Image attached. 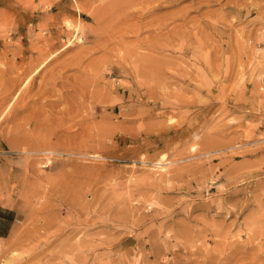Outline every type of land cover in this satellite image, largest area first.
<instances>
[{
    "label": "rangeland",
    "instance_id": "rangeland-1",
    "mask_svg": "<svg viewBox=\"0 0 264 264\" xmlns=\"http://www.w3.org/2000/svg\"><path fill=\"white\" fill-rule=\"evenodd\" d=\"M115 1L0 0V264H264V0H244L235 12L224 6L227 0L206 7L225 8L226 18L218 29L204 28L220 46L215 51L218 63L212 66L218 65V77L217 70L209 71L203 57H195L186 46L149 51L141 41L151 27L124 35L116 31ZM188 3L163 7L155 14L174 12ZM128 8L139 16V6ZM195 16L189 12L187 19ZM190 26L191 43L185 45L195 47L193 37H203L200 28ZM129 51L166 65L157 73L160 80L157 74L138 79L130 70ZM74 58L78 60L72 63ZM120 58L130 62L125 63L126 73L120 69ZM82 70H87L86 76ZM83 77H89L87 82ZM85 84L88 88L82 87ZM124 86L128 92L148 89L156 99H128L118 92ZM7 103L10 108L5 109ZM130 109L135 116L122 115ZM145 123L161 131L145 134Z\"/></svg>",
    "mask_w": 264,
    "mask_h": 264
},
{
    "label": "bare ground",
    "instance_id": "bare-ground-1",
    "mask_svg": "<svg viewBox=\"0 0 264 264\" xmlns=\"http://www.w3.org/2000/svg\"><path fill=\"white\" fill-rule=\"evenodd\" d=\"M109 1V0H108ZM117 1V0H116ZM116 1H115V3H116ZM119 2H117V4H115L116 5V7H115V9H114V13H115V15H116V20L115 21H117L118 22V26L116 27L118 30H116V31H118L119 33H120V31H121V34L122 35H124L125 33H128V32H130V33H137L140 29H142L143 30V28H145V27H151L152 29V32H149V29L147 28L145 31H148V33H150L149 35H148V37L147 36H145L143 39L144 40H142L141 41V43L143 44V46L145 47V48H147V49H149V51L151 50V52L152 53H156L157 51H158V49H160V48H162L163 46H165V47H173V48H176V47H174V46H178V48H180L181 46H186V47H184V48H186V49H190L189 51H190V53L191 54H193V55H195V57H196V55L197 54H200L202 57H203V60L205 61V63H207V67H208V70L209 71H214V70H217V69H215V68H217V66L215 65L216 63L215 62H213V61H216V57L217 56H215V51L216 50H218V49H220V46L216 43V44H213L212 42H215V41H211V38H210V36H209V32H206V30L204 29V28H211V30L213 29V28H216V26H218L217 27V29L219 28V25H222V21H224V19L226 18V16H224V15H222V7H223V5H221V7L220 8H218L219 10H211V8L210 9H208V8H206V7H209V6H211V5H213L214 3H220V1L221 0H118ZM185 1H189V3L187 4V5H184V6H181V7H179V8H177L176 9V11H174V12H170V13H168V12H166V13H163V14H155L156 13V11H158L159 9H162L163 7H170V6H177V5H179L180 3H183V2H185ZM88 2V1H87ZM98 2V1H97ZM104 1H102V3H103ZM110 2H112V0H110ZM109 2V3H110ZM114 2V1H113ZM82 3V2H81ZM222 3V2H221ZM243 3H244V0H227V2H225V4H224V6H226V8H229V9H231V10H233L234 12L235 11H240V8L242 7V5H243ZM86 4H88V3H86ZM104 4V3H103ZM106 4H108V3H106ZM223 4V3H222ZM83 5V4H82ZM85 5V4H84ZM110 5V4H109ZM109 5H108V7H109ZM113 5V4H112ZM111 5V6H112ZM81 6V5H80ZM91 6V5H90ZM94 5H92V7H93ZM96 6V5H95ZM94 6V7H95ZM100 6V5H99ZM101 6H103V5H101ZM131 7V6H139V8L138 9H140L139 11H140V14H139V16H137V17H135V16H133V13H135L131 8V10H129V8L128 7ZM78 8H79V6H78ZM80 8H83V7H80ZM97 8V7H96ZM106 8V7H105ZM111 7H109L108 8V10L110 9ZM224 8V7H223ZM84 9V8H83ZM101 11H103L102 9H104V8H102L101 9V7L99 8ZM112 9V8H111ZM225 9V8H224ZM229 9H227V10H229ZM87 10V9H86ZM89 11L91 10V9H88ZM107 10V9H106ZM135 10V9H134ZM93 11H95V10H93ZM96 11H98V10H96ZM146 12H149V15L147 16V18L146 17H142V15L143 14H145ZM189 12H195L196 13V16L195 17H192V18H189V19H187V17H188V13ZM95 12H93L92 14H94ZM103 13V12H102ZM101 13V15H103ZM107 14L109 13V11L108 12H106ZM117 13V14H116ZM96 14V13H95ZM112 14V13H111ZM224 14V13H223ZM236 14V13H235ZM90 15H91V12H90ZM237 15H238V13H237ZM93 16V15H92ZM97 16L98 15H96V17L95 18H97ZM113 16V15H112ZM229 16V15H228ZM99 17V16H98ZM100 17H102V16H100ZM99 17V18H100ZM103 17H104V15H103ZM234 17H236V16H234ZM99 18L98 19H95L94 21L96 22L97 20H99ZM229 18H232V17H229ZM115 19V18H114ZM145 19V20H144ZM147 19V20H146ZM105 20H107V17L105 18ZM104 20V21H105ZM111 20V19H110ZM144 20V21H143ZM175 20H180V23L179 24H174L173 22L175 21ZM229 20V19H228ZM113 21V20H112ZM203 21V22H202ZM231 21V20H230ZM98 22V21H97ZM103 21H101V23H102ZM109 22V21H108ZM114 22V21H113ZM106 23V22H105ZM111 23V22H110ZM170 23H172L173 24V26H172V24H171V26L172 27H170V28H168L167 26L168 25H170ZM227 23V22H226ZM97 24V23H96ZM100 24V23H99ZM104 24V23H103ZM103 24H100L101 26L103 25ZM112 24V23H111ZM117 24V23H116ZM190 24H192L193 25V28H194V25H196L195 26V28H200V32H201V36L203 37V39L200 41L196 36H194L193 37V41H192V43L194 42V40L196 41V46L195 47H193V46H187V45H185V43L187 42V43H191V36L189 35V29L192 27V26H190ZM114 25V24H113ZM232 25V24H231ZM95 26H97V25H95ZM98 27V29L97 30H95V31H97L98 32V30H99V28L101 29L102 27ZM115 26V25H114ZM93 27H94V25H93ZM222 27V26H221ZM231 27V26H230ZM95 28V27H94ZM105 28V27H104ZM112 28V27H111ZM93 30V29H92ZM105 30V29H104ZM108 30V29H107ZM94 31V32H95ZM102 31V30H101ZM122 31H123V33H122ZM194 31V30H193ZM100 32V31H99ZM115 32V31H114ZM113 32V33H114ZM96 33V32H95ZM195 33H197V32H195ZM99 34V33H98ZM109 34V33H108ZM107 34V35H108ZM116 33H114V35H115ZM120 34V35H121ZM137 35V34H136ZM136 35H135V37H136ZM103 36V35H102ZM109 36V35H108ZM138 36V35H137ZM200 36V35H199ZM114 37V36H113ZM113 37H111L110 36V38H112V39H114V38H116V36L113 38ZM216 37H217V35H216ZM121 39H122V37H120ZM183 38V39H182ZM117 39V38H116ZM178 39H180V44L179 43H177L176 44V40H178ZM216 39V38H215ZM228 39H229V36H228ZM235 39V38H234ZM105 40H107V39H104V41ZM115 40V39H114ZM113 40V41H114ZM212 40H213V38H212ZM103 41V43H105L106 44V42H104ZM116 41H119L118 39L116 40ZM137 41H138V39H137ZM200 41V42H199ZM218 41V40H217ZM97 42H99V41H97ZM115 42V41H114ZM121 42H122V40H121ZM120 42V43H121ZM138 42H140V41H138ZM230 42V41H229ZM107 43H110V45H111V43L112 44H115V43H113V42H111L110 40H108V42ZM134 43V42H133ZM68 44V43H67ZM67 44H65V45H67ZM99 44V43H98ZM127 44V43H126ZM131 44V43H130ZM137 44V43H136ZM198 44V45H197ZM229 44V43H228ZM91 45V44H90ZM95 45H96V43H95ZM115 45H117V44H115ZM123 45H124V43H123ZM129 45V44H128ZM221 45H222V43H221ZM50 46V45H49ZM92 46V45H91ZM91 46H89L88 48H90ZM102 46V45H101ZM100 46V47H101ZM112 46H114V45H112ZM118 46L120 47V44L118 43ZM118 46H116V47H118ZM138 46V45H137ZM136 46V47H137ZM63 47V46H62ZM97 47V46H96ZM106 47V46H105ZM107 47L109 48V46H108V44H107ZM129 47H130V45H129ZM132 47V46H131ZM139 47V46H138ZM137 47V48H138ZM46 48V47H45ZM44 48V49H45ZM88 48H86L87 50V54H88V51H89V49ZM108 48H106V50L108 49ZM111 48V47H110ZM113 48V47H112ZM111 48V50H113ZM125 48V47H124ZM128 47H126V49H127ZM140 48V47H139ZM183 48V49H184ZM47 49H48V46H47ZM95 49V51H96V48H94V46H93V49L92 48H90V50H94ZM103 49H105V48H103ZM102 49V50H103ZM122 49H123V47H122ZM135 49V48H134ZM164 49V48H163ZM167 49H169V48H167ZM239 49V48H238ZM58 50H60V49H58ZM102 50H101V54H103L104 55V53L102 52ZM110 50V51H111ZM115 50V49H114ZM125 50V49H124ZM129 50V49H128ZM164 50H166V49H164ZM170 50V49H169ZM235 50V49H234ZM240 50V49H239ZM43 50H41V53H43V52H45V51H43ZM47 51V50H46ZM52 51V50H51ZM85 51V52H86ZM122 51V50H121ZM161 51V50H160ZM219 51V50H218ZM53 52V51H52ZM92 52V51H91ZM100 52V51H99ZM108 52V51H107ZM124 52L125 51H123V55H124ZM130 52V51H129ZM138 52V51H137ZM159 52V51H158ZM176 52V51H175ZM179 52H182V51H179ZM50 53V52H49ZM57 53V52H56ZM80 53H84V51H82V52H80ZM92 53H94V52H92ZM131 54H129V55H132L133 56V61H130V62H132L131 63V68H130V70H132V72L135 74V76L138 78V79H140V80H146V78L147 77H149V76H155V74H157V73H163V71H162V66L164 65L163 63V65H161L160 66V63L158 64L157 63V61L155 62V61H151V62H149V61H147V60H150V59H147L143 54H141L142 55V57H140L141 55H138V53H137V55L136 54H132V52H130ZM148 54H149V52H147ZM167 53V52H166ZM186 53V52H185ZM237 52H235V54H236ZM39 54H40V51H39ZM44 54V53H43ZM41 55V58H42V56H44V58H46L45 57V55ZM53 54V53H52ZM89 54H90V52H89ZM100 54V53H99ZM98 54V55H99ZM101 54L99 55L100 57H102L101 56ZM110 54V53H109ZM128 53H126V55H127ZM159 54V53H158ZM169 54V53H168ZM182 54V53H181ZM184 54V53H183ZM239 54V53H238ZM51 55V54H50ZM81 55V54H80ZM86 55V54H85ZM97 55V56H98ZM150 55H151V53H150ZM200 55H198V57L200 58L201 56ZM230 55H231V53H230ZM54 56V55H53ZM87 56V55H86ZM104 56H106V57H108V54L107 55H104ZM146 56H148V58H149V55H146ZM153 56V55H152ZM158 56V55H157ZM48 57V56H47ZM80 56H78V58H79ZM100 57H99V59H100ZM126 57H128V56H126ZM131 57V56H130ZM144 57V60L142 59ZM155 57H156V55H155ZM232 57V56H231ZM50 58V57H49ZM77 58V57H76ZM76 58H74L73 59V61H72V63L74 62V61H76V60H78V59H76ZM94 58H96V57H94ZM122 58V57H121ZM121 58H120V60H121ZM124 59H125V57H123ZM137 58H139V60L137 59ZM179 58V57H178ZM228 58V57H227ZM76 59V60H75ZM131 59V58H130ZM140 59L142 60V61H140ZM156 59V58H155ZM197 59V58H196ZM103 61L101 62V63H103L104 62V60L105 59H102ZM182 60V59H181ZM99 61H101V60H99ZM121 61H123V63L124 64H120V69H122V72H123V69H125L124 70V72L126 73V71H128V70H126V64H129L126 60H121ZM166 61V60H165ZM183 61V60H182ZM199 61H200V59H199ZM71 62V61H70ZM145 64H149V65H145ZM147 62H149V63H147ZM217 63H218V61H216ZM220 62V61H219ZM44 63V62H43ZM42 63V64H43ZM100 62H98V64H101ZM112 63V62H111ZM126 63V64H125ZM194 63V62H193ZM213 63H215L214 65H215V68H213L212 66H213ZM142 64H144V65H142ZM187 64V63H186ZM198 64V63H197ZM96 64H94V65H91V66H95ZM174 65V67H176L177 68V66H178V64H177V66H175V64H173ZM220 65V64H219ZM96 66H98V65H96ZM100 66V65H99ZM98 66V67H99ZM129 66V65H128ZM144 66H146V67H144ZM164 66H166V65H164ZM169 66V65H168ZM198 66V65H197ZM203 66H204V64H203ZM40 67H41V65L40 66H38V67H36L30 74H29V76L27 77V81L31 78V76L35 73V72H37L39 69H40ZM167 67V66H166ZM174 67H172V68H174ZM179 67V66H178ZM193 67V66H192ZM200 68H201V66H199ZM171 68V69H172ZM180 68V67H179ZM179 68H177V69H179ZM195 68H196V66H195ZM199 68V69H200ZM97 69V68H96ZM95 69V70H96ZM170 69V68H169ZM202 69V68H201ZM206 69V68H205ZM184 70V69H183ZM203 70V69H202ZM82 71H84V70H82ZM87 70H85L83 73V75L84 76H86L85 75V72H86ZM175 71V70H174ZM177 71H179V70H177ZM187 71V70H186ZM89 72V71H88ZM121 72V71H120ZM166 72V71H165ZM202 72V71H201ZM200 72V73H201ZM216 72V71H215ZM91 74L93 73V69H92V72H90ZM194 73H196V72H194ZM80 74H81V71H80ZM88 74V73H87ZM94 74V73H93ZM95 74H97V71H96V73ZM122 74V73H121ZM124 74V73H123ZM131 74V73H130ZM170 74V73H169ZM203 74V73H202ZM211 75H213L212 73H210ZM221 74H222V72H221ZM82 75V76H83ZM89 75V74H88ZM127 75V74H126ZM166 75H168V73L166 74ZM157 76H158V74H157ZM164 76H165V74H164ZM171 76V75H170ZM173 76V75H172ZM194 76V75H193ZM192 76V78H193V80L194 79H196L195 77H193ZM197 76V75H196ZM214 76H219V73H218V70H217V74H215ZM77 77H79V76H77ZM123 77V76H122ZM159 77V80H160V76H158ZM166 77V76H165ZM168 77V76H167ZM179 77V76H178ZM80 78V77H79ZM78 78V79H79ZM87 78V77H86ZM93 78H96L95 76L93 77L92 76V79ZM162 78V77H161ZM177 78V77H176ZM189 78V77H188ZM83 79H85L84 77H83ZM82 79V80H83ZM87 79H89V77L87 78ZM87 79H85V81L87 82ZM148 79V78H147ZM155 79H156V77L155 78H153V83L154 84H156V83H158V82H154L155 81ZM201 79H202V77H201ZM221 79V78H220ZM220 79H219V81H220ZM124 80V79H123ZM137 80V79H136ZM150 80H152V78H150ZM163 80V79H162ZM171 80V79H170ZM176 80H178V79H176ZM206 80V79H205ZM26 81V82H27ZM78 81V84H79V81L80 80H77ZM76 81V82H77ZM84 81V82H85ZM92 81V80H91ZM91 81H89V83H91V85H90V87L91 86H93V83L91 82ZM94 81V80H93ZM156 81H158V80H156ZM165 81V80H164ZM195 81V80H194ZM199 81V80H198ZM76 82H75V84H76ZM83 81H82V84L84 83ZM167 81H165V82H163V83H166ZM169 82V81H168ZM186 82V81H185ZM89 83H86V84H89ZM95 83V82H94ZM96 83H97V81H96ZM95 83V84H96ZM140 83V82H139ZM161 83V82H160ZM183 83V82H182ZM190 83H191V81H190ZM200 83H201V81H200ZM77 84V85H78ZM81 84V83H80ZM79 84V85H80ZM82 85V87H86L87 85ZM125 84V83H124ZM135 84V83H134ZM143 84H144V82H143ZM167 84V83H166ZM184 84V83H183ZM182 84V85H183ZM204 84H205V82H204ZM208 84V83H207ZM78 85V86H79ZM112 85V84H111ZM142 84L140 83V86H141ZM75 86V85H74ZM113 86V85H112ZM165 86H168V85H164V87ZM179 87H180V85H178ZM185 86H187V84L185 85ZM190 86V85H189ZM206 86V85H205ZM219 86V85H218ZM220 86H221V89H222V83H220ZM23 87V86H22ZM80 87H81V85H80ZM80 87H79V89H80ZM97 87V86H96ZM96 87L94 88V89H96ZM117 87V86H116ZM127 87H129V86H127ZM137 87V86H136ZM143 87V86H142ZM155 87L157 88L158 86H156L155 85ZM161 87V86H160ZM160 87H159V89H160ZM86 88H88V87H86ZM93 88V87H92ZM101 88V87H100ZM104 87H102V89H103ZM101 89V90H102ZM138 89V88H137ZM201 89V88H200ZM218 89H219V87H218ZM220 89V90H221ZM75 90H78V87H76L75 86ZM86 90V89H85ZM85 90H84V92H85ZM98 90H100L99 88H98ZM128 90H129V88H128ZM144 90H145V93H140V90L137 92V91H135V90H130L129 92L128 91H126V89H125V86L124 87H121L120 89H118V92H120L121 94H123L124 95V97H127L128 99H135V100H143V99H145V98H147V100L148 99H156V95H155V93H152L150 90H148V89H145L144 88ZM79 91H82V88L79 90ZM78 91V92H79ZM88 91H89V89H88ZM87 91V92H88ZM90 91H91V89H90ZM104 91V90H103ZM102 91V92H103ZM107 91V90H106ZM167 91V90H166ZM191 91V90H190ZM193 91H194V89H193ZM77 92V91H76ZM86 92V93H87ZM101 92V91H100ZM99 92V93H100ZM105 92V91H104ZM161 92V94L163 93L162 91H160ZM178 92H180V91H178ZM185 92V91H184ZM220 92V91H219ZM109 93V92H108ZM128 93V94H127ZM183 93V92H182ZM221 93H222V91H221ZM18 94V93H17ZM16 93H15V95H17ZM92 94H93V91H92ZM103 94V93H102ZM106 94V93H105ZM164 94V93H163ZM168 94V93H167ZM170 94V93H169ZM174 94V93H173ZM177 94V93H176ZM174 95V96H176L177 97V95ZM220 94V93H219ZM72 95V94H71ZM89 95H90V93H89ZM88 95V96H89ZM94 95V94H93ZM92 95V96H93ZM95 95H98V94H96L95 93ZM100 95H101V93H100ZM110 94H108V96H109ZM166 95V94H165ZM73 96V95H72ZM107 96V97H108ZM162 96V95H161ZM173 96V97H174ZM220 97H221V95H219ZM69 97V96H68ZM94 97V96H93ZM100 97V96H99ZM102 97H105V96H103L102 95ZM169 97V96H168ZM14 98H15V96H14ZM74 98V97H73ZM91 98V97H90ZM110 98V97H109ZM171 98V97H170ZM69 99V98H68ZM95 99V98H94ZM93 99V100H94ZM96 99H98V97L96 98ZM99 99H101V100H103L102 98H99ZM112 99V98H111ZM114 99V98H113ZM112 99V100H113ZM120 99V98H119ZM122 99V98H121ZM174 99H175V97H174ZM115 100H116V97H115ZM115 100H114V102H115ZM175 100H177V99H175ZM220 100V99H219ZM89 101H90V99H89ZM96 101V100H95ZM94 101V102H95ZM99 101V100H98ZM98 101H97V103H98ZM107 100H105V102H106ZM117 101H119V100H117ZM134 101V100H133ZM132 101V102H133ZM145 101V100H144ZM144 101H142V102H144ZM151 101V100H150ZM172 101V100H171ZM100 102V101H99ZM101 102H103V101H101ZM111 104H112V101H109ZM114 102H113V104H114ZM137 102V101H136ZM139 102V101H138ZM141 102V103H142ZM176 102V101H175ZM11 103V102H10ZM10 103L7 105V107L5 108V109H7L9 106H10ZM93 103V102H92ZM120 103H122V102H120ZM126 103V102H125ZM213 103V102H212ZM211 103V104H212ZM104 104V103H103ZM119 104V103H118ZM127 104V103H126ZM135 104V103H134ZM139 104V103H138ZM166 104H168V103H166ZM191 104V103H190ZM108 105L110 106V104L108 103ZM115 105V104H114ZM160 104H158V106H159ZM202 105V104H201ZM205 105V104H204ZM120 106V105H119ZM138 106V105H137ZM151 106H152V104H151ZM161 106V105H160ZM173 106V105H172ZM183 106V105H182ZM199 106V105H198ZM197 106V107H198ZM133 107V106H132ZM147 107H149V106H147ZM154 107V106H153ZM179 106H177V108H178ZM205 107V106H204ZM264 107V106H263ZM10 108V107H9ZM101 108H103V107H101ZM115 108H117V107H115V106H112V109H115ZM135 108H137V107H135ZM220 108V107H219ZM250 108H252V107H250ZM141 109L142 108H140V110L139 111H141ZM167 109V108H166ZM199 109V108H198ZM201 109V108H200ZM263 109V108H262ZM147 110H148V108H147ZM180 110V109H179ZM180 111H182V109L180 110ZM186 111V110H185ZM189 111V110H188ZM123 112V111H122ZM147 112V111H146ZM2 113H5L4 111L2 112ZM162 113V112H161ZM176 113H177V111H176ZM175 113V114H176ZM202 113V112H201ZM122 114V113H121ZM132 114H134V111L133 110H126V111H124V114H122V115H124V116H126V118L129 116H131ZM140 114H141V112H140ZM143 114H145V112L143 113ZM193 114H195V113H193ZM199 114V113H198ZM139 115V114H138ZM146 115V114H145ZM178 115V114H177ZM132 116H135V115H132ZM141 116V115H140ZM194 116V118H195V116H196V114L195 115H193ZM136 117H138V116H136ZM196 117H198V116H196ZM131 118V117H130ZM186 118V117H185ZM188 119V118H187ZM154 120V119H153ZM162 119H160V121H161ZM181 120V119H180ZM110 121V120H109ZM135 121H137V120H135ZM155 121V120H154ZM163 121V120H162ZM185 121H186V119H185ZM111 122V121H110ZM109 122V123H110ZM116 122V121H115ZM138 122V121H137ZM147 122H148V120H147ZM159 122V121H158ZM181 122V121H180ZM114 123V122H113ZM164 124H165V122H163ZM171 123V122H170ZM173 123V122H172ZM139 124V123H138ZM143 124V123H142ZM146 124V123H145ZM153 124V123H152ZM151 124V125H152ZM154 124H155V122H154ZM157 124V123H156ZM176 124V123H175ZM182 124V123H181ZM118 125V124H117ZM147 125V124H146ZM163 125V124H162ZM120 126V124L118 125V128H120L119 127ZM122 127H123V125H121ZM125 126V128H126V124L124 125ZM128 126V125H127ZM129 126H131V125H129ZM136 126V125H135ZM139 126V125H138ZM138 126H137V128H138ZM143 126V125H142ZM150 126V124L149 125H147L146 126V128H144V129H142L143 127H145V125L141 128L142 130H143V133H145V134H150V136H151V134H154V131H157V130H160L159 128H157V126H156V128H150L149 127ZM121 127V128H122ZM133 128L131 129V128H129V129H131L132 131H134L133 129H134V126H132ZM140 127V126H139ZM177 127V126H176ZM175 127V128H176ZM179 128V127H178ZM211 128V127H210ZM136 129V128H135ZM203 129V128H202ZM207 129V128H206ZM112 130H113V127H112ZM115 130V129H114ZM117 130V129H116ZM119 130V129H118ZM121 130V129H120ZM122 130H128V129H122ZM138 130V129H137ZM163 130V129H162ZM172 130H174V129H172ZM216 130V129H215ZM249 130V129H248ZM109 131H111L109 128H108V132ZM130 131V130H129ZM129 131H127V132H129ZM132 131H130V133L132 132ZM161 131V130H160ZM177 131V130H176ZM183 131V130H182ZM205 131V130H204ZM252 131H253V129H252ZM112 132V131H111ZM110 132V133H111ZM119 132V131H118ZM114 133H116L115 131H114ZM134 133H136V132H134ZM219 133V132H218ZM222 133V132H221ZM254 133V132H253ZM132 134H133V132H132ZM164 134V133H163ZM108 135H109V133H108ZM156 135V134H155ZM175 135V134H174ZM178 135V134H177ZM191 135H193V132L191 133ZM202 135V134H201ZM128 136H129V134H128ZM153 136V135H152ZM194 136V135H193ZM192 136V137H193ZM209 135H207V137H208ZM210 136H214V135H210ZM133 137V136H132ZM145 137H146V135H145ZM144 137V138H145ZM195 137H197V135L195 136ZM194 137V138H195ZM202 137V136H201ZM206 136H204V137H202V139L204 140V138H207ZM216 137V136H215ZM248 137V136H247ZM249 137H251V135H249ZM254 137V136H253ZM131 138V137H130ZM209 138V137H208ZM217 138V137H216ZM134 139V138H133ZM138 139V138H137ZM196 139H198V138H196ZM201 139V140H202ZM211 139V137L208 139V141ZM215 139V138H214ZM221 138H219V140H220ZM250 139V138H249ZM145 140V139H144ZM222 140V139H221ZM225 141H227L226 139H224ZM134 141V140H133ZM192 141H193V139H192ZM206 141H207V139H206ZM215 141H217V139L215 140ZM223 141V140H222ZM225 141L224 142H222L223 144L225 143ZM231 141V144H232V140H230ZM230 141H229V143H230ZM130 142V141H129ZM145 142H147V141H145ZM150 142H151V140H150ZM204 142V141H203ZM209 142H211V141H209ZM212 142H214L213 141V139H212ZM211 142V143H212ZM220 143V145H219V143ZM228 142V141H227ZM139 143H140V141H139ZM214 143H216V142H214ZM213 143V144H214ZM217 145H219V146H221L222 144H221V141H217ZM228 143V144H229ZM203 143L201 142V145H202ZM205 144V143H204ZM212 144V145H213ZM191 145V144H190ZM193 145V144H192ZM195 145V144H194ZM198 145V144H197ZM199 145H200V142H199ZM208 145V144H207ZM211 145V144H210ZM216 145V144H215ZM217 145H216V147H217ZM225 145V144H224ZM226 145H227V143H226ZM144 146H145V144H144ZM204 146V145H203ZM196 147V146H195ZM208 147V146H207ZM150 148V147H149ZM192 148H194V147H192ZM191 148V149H192ZM197 149V148H196ZM198 149H201V148H199L198 147ZM205 149H206V146H205ZM208 149H209V147H208ZM214 149V148H213ZM203 150V149H202ZM207 150V149H206ZM215 150V149H214ZM222 150V149H221ZM193 151L195 152V149H193ZM198 151V150H197ZM201 151V150H200ZM220 151V150H219ZM177 152V151H176ZM204 152H205V150H204ZM214 152V151H213ZM217 152H218V150H217ZM175 153V152H174ZM163 154V153H162ZM178 154V153H177ZM181 154H183V153H181ZM185 154H187V153H185ZM191 154V153H190ZM193 154V153H192ZM211 154V153H210ZM172 155V154H171ZM204 156H205V154H203ZM212 155V154H211ZM162 156V155H161ZM182 156V155H181ZM186 156V155H185ZM198 156V155H197ZM202 156V155H201ZM208 156H209V154H208ZM171 157H173V156H171ZM175 157V156H174ZM189 157V156H188ZM196 157V156H195ZM195 157H194V159H195ZM198 158V157H197ZM210 158H213L212 156L210 157ZM188 159V158H187ZM193 159V158H192ZM205 159V158H204ZM204 159H202V160H204ZM207 159V158H206ZM208 160V159H207ZM198 162H200V160H198ZM198 162H195V163H197L198 164ZM204 162V161H203ZM207 162V161H206ZM220 164H222V162H219ZM170 164V163H169ZM192 164V165H191ZM190 165L191 166H193V163H191ZM201 164V163H200ZM196 165L194 164V167H195ZM206 166H208V164H206ZM231 168V167H230ZM233 168V167H232ZM183 169V168H182ZM185 169V168H184ZM201 169V168H200ZM204 169V168H203ZM206 169V168H205ZM204 169V170H205ZM208 169V168H207ZM180 170V169H179ZM187 170V169H186ZM185 170V171H186ZM232 170V169H231ZM234 170V169H233ZM232 170V171H233ZM188 171V170H187ZM193 171V170H192ZM209 171H211L212 172V170H209ZM218 171V170H217ZM178 172V171H177ZM176 172V173H177ZM180 172V171H179ZM181 172H182V170H181ZM180 172V173H181ZM229 172V171H228ZM189 173V172H188ZM233 173V172H232ZM179 174V173H178ZM185 174H187V172L185 173ZM180 175V174H179ZM172 176V175H171ZM178 176V175H177ZM176 176V177H177ZM146 177H149L148 175L146 176ZM197 177V176H196ZM204 177H207V176H204ZM214 179V178H213ZM157 180H160V179H157ZM209 180H212L211 179V177L209 178ZM155 181V180H154ZM136 182V181H135ZM156 182H159V181H156ZM196 182V181H195ZM230 182V181H229ZM232 182V181H231ZM151 183H153V182H151ZM163 183V182H162ZM233 183V182H232ZM159 184V183H158ZM157 184V185H158ZM221 184V183H220ZM154 185V184H153ZM167 185V184H166ZM201 185V184H200ZM147 186H148V184H147ZM152 186V185H151ZM151 186H149V187H151ZM155 186V185H154ZM154 186H152V188L154 187ZM159 186H161V185H159ZM222 186V185H221ZM187 187V186H186ZM162 189H163V187H161ZM166 188H169V187H166ZM143 190V189H142ZM170 190H171V187H170ZM221 192V191H220ZM146 199H147V197H146ZM150 199H151V197H150ZM90 200H92V199H90ZM89 200V201H90ZM149 200V199H148ZM64 201V200H63ZM72 201V200H71ZM93 201V200H92ZM150 201V200H149ZM209 201V200H208ZM68 203H70V202H68ZM67 203V204H68ZM73 203V202H72ZM76 203V202H75ZM91 203V202H90ZM58 204V203H57ZM56 204V205H57ZM63 204V203H62ZM66 204V205H67ZM71 204V203H70ZM169 204V203H168ZM168 204H167V206H168ZM55 205V206H56ZM64 205H65V201H64ZM72 205V204H71ZM85 205V204H84ZM92 205V204H91ZM105 205H107V203L105 204ZM137 205V204H136ZM135 205V206H136ZM203 205H204V203H203ZM210 205H212V204H210ZM219 205V204H218ZM217 205V206H218ZM68 206H70V205H68ZM74 206H76V205H74ZM74 206H72V207H74ZM109 206H111V205H109ZM222 206V205H221ZM58 207V206H57ZM60 207V206H59ZM106 207H108V206H106ZM189 207V206H188ZM132 208V207H131ZM135 208H137V207H135ZM151 208V207H150ZM217 208V207H216ZM71 209V208H70ZM86 209V208H85ZM221 209H222V207H221ZM103 210V209H102ZM120 210V209H119ZM118 210V211H119ZM132 210V209H131ZM166 210V209H165ZM81 211V210H80ZM124 211V210H123ZM130 211V210H129ZM135 211H137V213H139V211H138V209L137 210H135ZM164 211V210H163ZM182 211H183V209H182ZM186 211H189V210H186ZM217 211V210H216ZM220 211V210H219ZM87 212V211H86ZM100 212H101V208H100ZM109 212V211H108ZM114 212H115V210H114ZM114 212H112V213H110L112 216H113V219H114ZM157 213L159 212V211H156ZM165 212V211H164ZM171 212V211H170ZM202 212V211H201ZM222 212V211H221ZM132 213V212H131ZM135 213V212H134ZM143 213H145V212H143ZM155 213V212H154ZM153 213V214H154ZM107 214V213H106ZM105 214V215H106ZM124 214V213H123ZM136 214V213H135ZM135 214H132V215H135ZM149 214V213H148ZM147 214V215H148ZM156 214V213H155ZM164 214H166V213H164ZM55 215H57V213L55 214ZM99 215V214H98ZM117 215H118V213H117ZM121 215H122V213H121ZM127 215V214H126ZM147 215H146V217H147ZM116 216V215H115ZM128 216H130V215H128ZM169 216V215H168ZM55 217V216H54ZM53 217V218H54ZM107 217V216H106ZM120 218L122 217V216H119ZM124 217V216H123ZM127 217V216H126ZM140 217V216H139ZM134 218V217H133ZM136 219H138V217H135ZM134 218V219H135ZM149 218H150V216H149ZM116 219V218H115ZM118 219V218H117ZM136 219H135V221H136ZM141 219V218H140ZM146 218H144V220H145ZM198 219V218H197ZM197 219H194V220H197ZM47 220V219H46ZM53 220V219H52ZM124 220H125V218H124ZM144 220H142V221H144ZM148 220V219H147ZM111 221V220H110ZM109 221V222H110ZM118 221V220H117ZM131 221H132V219H131ZM130 221V222H131ZM138 221V220H137ZM48 222H50V221H48ZM53 222V221H52ZM129 222V223H130ZM139 222H140V220H139ZM183 222V221H182ZM199 222H200V219H199ZM108 223V222H107ZM125 223V222H124ZM128 223V224H129ZM132 223H133V221H132ZM131 223V224H132ZM202 223V222H201ZM51 224H53V223H51ZM109 224V223H108ZM111 224V223H110ZM131 224H129V225H131ZM133 224H135V223H133ZM182 224V223H181ZM205 224V223H204ZM210 224V223H209ZM208 224V225H209ZM212 224H213V222H212ZM48 225H50V224H48ZM47 225V226H48ZM113 225V224H112ZM115 225V224H114ZM137 225V224H136ZM139 225V224H138ZM46 226V227H47ZM124 226V225H123ZM132 226V225H131ZM202 226V225H201ZM210 228L212 229L213 227V225H211L210 224ZM215 226V225H214ZM43 227V226H42ZM106 227H107V225H106ZM108 227H110V226H108ZM107 227V228H108ZM112 227V226H111ZM77 228V227H76ZM42 229V228H41ZM254 229V228H253ZM39 230V229H38ZM78 230V229H77ZM167 230V229H166ZM170 230V229H169ZM61 231V230H60ZM111 231V230H110ZM41 232V231H40ZM108 232V231H107ZM164 232H166L165 230H164ZM197 232V231H196ZM110 233V232H109ZM177 233V232H176ZM191 233V232H190ZM181 234H183V233H181ZM188 234V233H187ZM186 234V235H187ZM198 234V233H197ZM170 235H171V233H170ZM179 235V234H178ZM217 235V234H216ZM121 236V235H120ZM124 236V235H123ZM175 236V235H174ZM183 236V235H182ZM184 236H185V234H184ZM189 236L191 237V235L189 234ZM40 237V236H39ZM78 237V236H77ZM112 237V236H111ZM126 237V236H125ZM172 237V236H171ZM176 237V236H175ZM106 238H108V237H106ZM105 238V239H106ZM187 238V237H186ZM78 239V238H77ZM77 239H75L74 241L76 242V240ZM84 239V238H83ZM82 239V240H83ZM95 239V238H94ZM110 239V238H109ZM108 239V240H109ZM113 239H114V237H113ZM113 239H111V242H113ZM80 240V239H79ZM93 240V239H92ZM97 240V239H96ZM108 240L107 241H105V242H107V243H111V242H108ZM81 241V240H80ZM84 241V240H83ZM100 241V240H99ZM116 241V240H115ZM147 241V240H146ZM53 242V241H52ZM86 242H89V241H87L86 240ZM90 242H92V241H90ZM89 242V243H90ZM94 242V241H93ZM145 243V242H144ZM83 244H84V242H83ZM86 244V243H85ZM88 244V243H87ZM86 244V245H87ZM97 245L96 246H98L99 244L98 243H96ZM102 244V243H101ZM21 245H22V243H21ZM78 245H79V243H78ZM81 245H82V243H81ZM110 245V244H109ZM116 245V244H115ZM120 245H122V244H120ZM140 245V244H139ZM85 246V245H84ZM88 246H89V244H88ZM113 246V245H112ZM69 247V246H68ZM82 247V246H81ZM91 247V246H90ZM151 247H152V245H151ZM155 247V246H154ZM74 248V247H73ZM105 248V247H104ZM113 248H115V247H113ZM139 248H141V247H139ZM138 248V249H139ZM96 249V248H95ZM99 249V248H98ZM93 250V249H92ZM102 250V249H101ZM108 250V249H107ZM46 251V250H45ZM48 251V250H47ZM83 251V250H82ZM49 252V251H48ZM67 252V251H66ZM81 252V251H80ZM84 252V251H83ZM89 252V251H88ZM88 252H86V253H88ZM97 252V251H96ZM79 253V252H78ZM99 253V252H98ZM100 253H102V252H100ZM107 253V252H106ZM156 253V252H155ZM48 254V253H47ZM50 254V253H49ZM67 254V253H66ZM92 254V253H91ZM139 254V253H138ZM52 255V254H51ZM78 255H80L81 256V254H78ZM83 255V254H82ZM155 255V254H154ZM69 257V256H68ZM71 257V256H70ZM75 257V256H74ZM87 257V256H86ZM83 258V257H82ZM60 259V258H59ZM71 259H72V257H71ZM80 259V258H79ZM62 260V259H61ZM63 261V260H62ZM68 261H70V260H68ZM56 262H57V260H56Z\"/></svg>",
    "mask_w": 264,
    "mask_h": 264
}]
</instances>
